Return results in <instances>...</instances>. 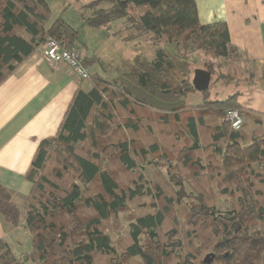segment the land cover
Listing matches in <instances>:
<instances>
[{"label":"trees","instance_id":"obj_1","mask_svg":"<svg viewBox=\"0 0 264 264\" xmlns=\"http://www.w3.org/2000/svg\"><path fill=\"white\" fill-rule=\"evenodd\" d=\"M104 4L108 8H101ZM131 6L144 9L138 21L129 13ZM86 7L93 10L88 26L121 20L136 31L126 40L147 36L154 41V58L138 56L139 71L112 82L91 74L93 89L76 93L58 134L37 150L23 222L10 193L0 186L4 222L31 237L23 261L0 240V264H206L204 252L214 256L211 264H264V171L259 170L264 120H255L257 137L247 133L250 111L238 104V95L212 101L208 90L203 103L189 105L188 97L198 93L191 65L160 45L196 44L207 55L228 60L236 50L227 25H202L196 0H95ZM52 16L47 0H0V84L49 38L80 50L79 32L62 18L48 28ZM231 109L247 121L240 131L225 120ZM120 113L128 117L121 119ZM154 163L169 175L157 183V193L142 176L135 188L119 181L117 171L138 173ZM180 172L193 174L188 185L198 194L195 217L205 218L201 224L192 214L187 219L188 227L195 222L202 233L200 245L187 251L181 239L176 241L182 232L176 208L185 206L176 190L186 185ZM214 184H224L222 195L234 199L226 213L207 208ZM167 186L174 194L166 192ZM143 198L155 202L142 204L144 213L132 219L126 235L120 229L113 234L110 222Z\"/></svg>","mask_w":264,"mask_h":264},{"label":"crops","instance_id":"obj_2","mask_svg":"<svg viewBox=\"0 0 264 264\" xmlns=\"http://www.w3.org/2000/svg\"><path fill=\"white\" fill-rule=\"evenodd\" d=\"M196 1L202 25L225 23L235 53L248 59L256 68H264V0ZM85 8V12L80 13L82 20L93 14L92 9ZM101 8L106 9L108 5ZM134 8L144 10L131 6L129 13ZM59 18L79 32L77 45L82 55L94 61L89 67L92 76H99L109 82L116 80L120 75L110 79L106 71L109 48L119 45L118 37L114 38L110 31L114 23L95 28L88 26L85 21L77 20L78 26H73L64 16ZM57 19L58 16L53 15L47 24L48 28ZM134 34L136 32L131 29L130 37H134ZM104 45L106 50L103 49ZM93 86L92 80L79 79L65 64H47L41 47L0 84V186L10 193L13 204L22 215V222L33 187L28 174L40 144L58 134L76 93L79 90L88 93ZM252 91L251 95H235H238V104L245 111H250L249 122L253 129L249 130L255 136L259 131L255 120H264V86H254ZM199 104L201 101L196 105ZM8 226L0 215V240L16 253L18 250L10 235L21 228ZM30 240L17 244L21 243L22 249L29 251ZM18 249L22 250L20 247Z\"/></svg>","mask_w":264,"mask_h":264},{"label":"rangeland","instance_id":"obj_3","mask_svg":"<svg viewBox=\"0 0 264 264\" xmlns=\"http://www.w3.org/2000/svg\"><path fill=\"white\" fill-rule=\"evenodd\" d=\"M95 0H47L53 15L58 16H64L73 26H78L77 20L86 22V20H82L80 13H84L86 8L85 6L91 3ZM101 7H107V5H101ZM143 11L140 9L134 8L130 13L131 16L135 20L141 15ZM125 21V20H124ZM123 23V24H122ZM130 25V22L127 21ZM126 25L123 21H117L114 22V24L111 25V32L112 35H114V38L118 37L119 45L117 48L110 47L109 50V63L107 64L106 71L108 72V76L110 79H115L119 75L123 73H135L138 72L139 69L136 66V58L138 56L143 57L144 59L148 61H152L156 52V45L154 41L149 39L147 36H145L143 39H124L126 36H131L130 31L131 28L126 29ZM133 30V29H132ZM136 32V31H135ZM91 38L93 35H89ZM98 42V39H96L95 43ZM114 42V41H113ZM93 45H96L93 43ZM161 49L166 51L167 53L178 57L181 60L187 61L191 65V72L193 73V78L196 70H205L209 71L212 74V80L209 88V98L212 101H225L232 97L235 94L241 93L245 95H251L253 93L252 89L254 86H264V68L263 67H255L253 66L248 59L243 57L242 55L236 54L233 55L230 59H224L219 57H213L210 55H207L202 49L198 48L196 44L191 43H184V42H178L173 44H164L160 43ZM103 49L106 50V45L103 46ZM82 53V52H81ZM91 80V78L89 79ZM204 94L198 92L194 96L188 97V104L195 106L197 102L203 103L204 101ZM147 110V109H146ZM149 111V110H148ZM129 113V110H128ZM147 114V112L145 111ZM128 117L127 113H120L121 119H126ZM245 121V119H244ZM247 122V121H246ZM248 126L246 128V131L251 135H253V132L251 133L249 129H253V125H251V122L247 123ZM264 127V126H263ZM258 136V135H257ZM256 135L253 137H257ZM151 140L147 138H143L142 142H145L146 144L149 143ZM154 161V160H151ZM262 168H259V170L264 171V166H261ZM255 169V167H254ZM257 170V168H256ZM123 172V173H122ZM118 173V178L121 184H124L127 187L135 188L134 182L135 180H139V176H142L144 178V181H148L147 188H152L154 194L156 192L157 183H162L166 180H169V175L167 174V169L162 168V166L159 163H154L149 165L146 164L144 168H142V172L138 173H129L122 171ZM181 173V172H180ZM207 172L205 174L208 176ZM183 177L185 178L184 181H186V185L182 188H176L177 191L179 189L181 190V196H182V203L185 206H181L176 208L177 218L180 219L178 228L179 231L182 230V232L179 234L178 239L176 241H179L180 239L184 243V249L187 251L188 249L191 250L190 245L196 246L200 245L201 242H199L198 237L199 233H201L200 225L196 226L195 222H190L189 227L186 224L187 219L191 216L195 217L196 210L198 209L197 204L198 201L195 198V195L197 196L196 190L188 185V181L190 177L193 175L192 173H185L182 172ZM71 177H66V181L70 183ZM175 182L180 181L178 178H174ZM173 179V180H174ZM72 181V180H71ZM143 181V182H144ZM214 184L213 186L217 187L214 188H208L210 193L209 199L207 202V208L209 210L214 209L215 211L221 213H226L228 210L232 207L233 197L228 195H222L221 188L225 187L224 184ZM166 186V184H164ZM209 187V186H206ZM259 187V186H258ZM262 188V187H261ZM167 193H172V190L169 186L164 187ZM214 190V193L211 194V191ZM151 202H155L151 198H143L141 200H135L134 202L130 203L129 211L125 213H121L119 215L118 221L110 222L109 227L111 228L112 233H116L118 229L119 231H123L122 235H126L127 227L132 221V219H135L138 215H141L144 213V209L142 208V204L146 203L148 205L151 204ZM196 208V209H195ZM191 218V217H190ZM194 220L199 223H204L205 218L201 215L199 217H195ZM9 225V224H8ZM8 227H11L9 225ZM108 227V231L110 230ZM115 227V229H114ZM170 227L164 232L169 233ZM17 228V227H13ZM15 232V231H14ZM189 233V234H188ZM192 233V235H191ZM202 234V233H201ZM12 243L14 244L15 249L18 251L15 253V255L18 257L19 260L23 261L24 256L27 253L26 250L22 249L21 243L18 245V242H24L27 239L31 238L30 234L24 230V229H18L16 230L13 235H10ZM194 239V241L192 240ZM210 238V237H209ZM175 241V242H176ZM18 243V244H17ZM25 243V242H24ZM21 248L22 250H19L18 248ZM188 248V249H187ZM210 255V252H204L203 258L206 259L205 255ZM175 260L171 262V264H174ZM30 264V263H27Z\"/></svg>","mask_w":264,"mask_h":264},{"label":"built area","instance_id":"obj_4","mask_svg":"<svg viewBox=\"0 0 264 264\" xmlns=\"http://www.w3.org/2000/svg\"><path fill=\"white\" fill-rule=\"evenodd\" d=\"M41 49L47 64H65L79 79L89 80L91 78L90 68L85 64L84 57L79 49L67 47L54 38H49L41 46ZM225 120L234 131H240L245 122L241 113L234 109L227 110Z\"/></svg>","mask_w":264,"mask_h":264},{"label":"water","instance_id":"obj_5","mask_svg":"<svg viewBox=\"0 0 264 264\" xmlns=\"http://www.w3.org/2000/svg\"><path fill=\"white\" fill-rule=\"evenodd\" d=\"M212 80V74L205 70H196L193 78V85L197 92L204 93L209 90ZM214 260L213 255H209L205 259L206 264H211Z\"/></svg>","mask_w":264,"mask_h":264}]
</instances>
